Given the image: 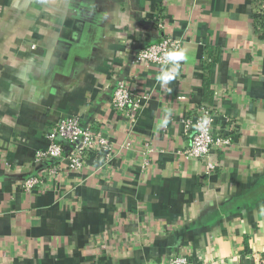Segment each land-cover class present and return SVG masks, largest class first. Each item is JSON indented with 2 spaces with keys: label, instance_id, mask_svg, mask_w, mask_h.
Returning <instances> with one entry per match:
<instances>
[{
  "label": "crops",
  "instance_id": "obj_1",
  "mask_svg": "<svg viewBox=\"0 0 264 264\" xmlns=\"http://www.w3.org/2000/svg\"><path fill=\"white\" fill-rule=\"evenodd\" d=\"M254 19L252 0H0V264L173 253L264 264V29ZM165 36L187 56L170 93L157 81L165 68L136 61ZM118 80L148 98L132 119L110 105ZM200 106L231 142L211 150L209 173L180 154L182 120ZM68 115L112 144L75 172L35 159ZM31 176L41 184L26 192Z\"/></svg>",
  "mask_w": 264,
  "mask_h": 264
},
{
  "label": "built area",
  "instance_id": "obj_2",
  "mask_svg": "<svg viewBox=\"0 0 264 264\" xmlns=\"http://www.w3.org/2000/svg\"><path fill=\"white\" fill-rule=\"evenodd\" d=\"M258 8L264 11V0L258 2ZM180 47L181 41L179 39L165 36L157 42L141 48L136 54V61L166 68L169 65L164 60L165 53L170 50H180ZM147 99L146 96L135 94L127 87L125 82L118 80L112 93L110 105L116 113L126 119H132L140 114ZM204 118H209V123L204 124ZM226 122L229 123L230 120L226 119ZM214 123V114L205 106H200L192 118L182 120L184 133L190 136V141L188 147L180 154L186 160L194 159L205 162L206 173L214 170V165L209 161L211 150L214 147H226L231 144L228 137L215 134ZM46 140V146L35 153L36 161L52 160L57 162L65 160L67 169L71 172L82 168L85 156L89 152H102L107 156L112 148V144L108 139L98 132H93L89 127L83 126L77 115L60 118L48 130ZM65 144L68 145V151L64 157L63 146ZM128 146V143L124 144V148ZM39 184H41V177L31 176L22 181V188L29 192ZM144 264L194 263L185 255L173 253L167 256L164 261Z\"/></svg>",
  "mask_w": 264,
  "mask_h": 264
},
{
  "label": "clouds",
  "instance_id": "obj_3",
  "mask_svg": "<svg viewBox=\"0 0 264 264\" xmlns=\"http://www.w3.org/2000/svg\"><path fill=\"white\" fill-rule=\"evenodd\" d=\"M186 59L187 56L184 50H170L165 53L164 60L169 66L161 71V73L157 76V81L160 86L166 88L169 93L171 92V88H168V85L177 77V75H179L181 62ZM169 119L170 114H167L165 118L158 123V127H166L169 123ZM203 123H209V118H204Z\"/></svg>",
  "mask_w": 264,
  "mask_h": 264
},
{
  "label": "trees",
  "instance_id": "obj_4",
  "mask_svg": "<svg viewBox=\"0 0 264 264\" xmlns=\"http://www.w3.org/2000/svg\"><path fill=\"white\" fill-rule=\"evenodd\" d=\"M263 0H252L253 8H254V16H255V25L258 29H261V31L264 29V11L260 10L258 8V2H261ZM207 63V61H204ZM208 65V63H207Z\"/></svg>",
  "mask_w": 264,
  "mask_h": 264
}]
</instances>
